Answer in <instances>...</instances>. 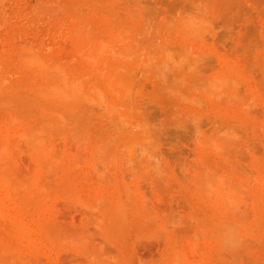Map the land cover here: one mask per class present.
I'll use <instances>...</instances> for the list:
<instances>
[{
	"label": "rangeland",
	"instance_id": "374dc122",
	"mask_svg": "<svg viewBox=\"0 0 264 264\" xmlns=\"http://www.w3.org/2000/svg\"><path fill=\"white\" fill-rule=\"evenodd\" d=\"M0 264H264V0H0Z\"/></svg>",
	"mask_w": 264,
	"mask_h": 264
},
{
	"label": "clouds",
	"instance_id": "9594fccd",
	"mask_svg": "<svg viewBox=\"0 0 264 264\" xmlns=\"http://www.w3.org/2000/svg\"><path fill=\"white\" fill-rule=\"evenodd\" d=\"M225 238H226V241L231 242L232 240L231 230L226 231Z\"/></svg>",
	"mask_w": 264,
	"mask_h": 264
}]
</instances>
